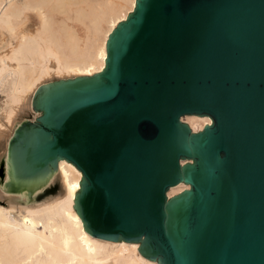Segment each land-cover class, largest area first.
Segmentation results:
<instances>
[{"label":"water","instance_id":"obj_1","mask_svg":"<svg viewBox=\"0 0 264 264\" xmlns=\"http://www.w3.org/2000/svg\"><path fill=\"white\" fill-rule=\"evenodd\" d=\"M105 61L36 90L4 189L32 201L66 159L89 234L159 264H264V0H136Z\"/></svg>","mask_w":264,"mask_h":264},{"label":"bare ground","instance_id":"obj_2","mask_svg":"<svg viewBox=\"0 0 264 264\" xmlns=\"http://www.w3.org/2000/svg\"><path fill=\"white\" fill-rule=\"evenodd\" d=\"M84 1L88 8H72V0H0V264H159L140 253L139 242L107 240L84 229L74 208L82 172L66 159L33 192L32 201L27 189L13 194L4 189L10 138L22 121L41 115L33 107L36 90L102 71L109 34L136 6V0ZM84 15L92 20L83 37L75 22ZM182 120L194 131L212 124L208 115L188 114ZM55 183L59 191L36 202L39 190ZM189 187L181 182L168 195Z\"/></svg>","mask_w":264,"mask_h":264},{"label":"rangeland","instance_id":"obj_3","mask_svg":"<svg viewBox=\"0 0 264 264\" xmlns=\"http://www.w3.org/2000/svg\"><path fill=\"white\" fill-rule=\"evenodd\" d=\"M89 4H90L89 2L84 1V0H81V1L80 0H72V2H70L69 6L72 7V8H76L78 6H82L84 8H88L90 6ZM91 20H92L91 17L84 15L82 18H79V20H77L75 22L77 27H78V29H79L80 34L83 37L87 33L86 25L89 24V22ZM103 25H106L105 22H103ZM2 103H3V100H0V112H1L2 106H3ZM3 161H4L3 159L0 160V184H1L2 180H3V178H4ZM59 189L60 188H59V184L58 183H55L54 185L53 184L52 185H48V187L45 188V190L40 189L39 190L40 193L38 194V196L36 198V202H42L44 200L43 199L44 197L56 194L59 191ZM8 193L13 194V192L11 193L10 191H8Z\"/></svg>","mask_w":264,"mask_h":264}]
</instances>
